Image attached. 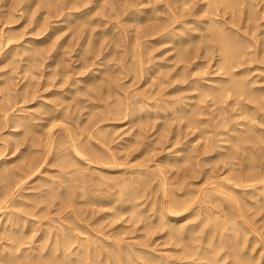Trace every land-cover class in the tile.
Here are the masks:
<instances>
[{"label":"rangeland","instance_id":"1","mask_svg":"<svg viewBox=\"0 0 264 264\" xmlns=\"http://www.w3.org/2000/svg\"><path fill=\"white\" fill-rule=\"evenodd\" d=\"M145 1L84 0L86 6L73 8L90 7L89 17L68 21L64 20L67 0H0V248L6 246L0 249V264H24L23 259L25 264H158L163 259H194L200 264L203 260L196 254L201 250L200 255L211 254L204 247L213 245L217 256L231 251L237 253L236 260L245 256L249 264H264V0H254L256 9L250 3L253 0H242L243 5L237 0L239 7L234 0H227L231 5L225 0L223 5L213 2L216 6L210 2L207 9L202 7L207 0ZM135 6L138 9L131 13ZM248 10L258 19L252 14L248 17ZM175 16H179L177 21ZM219 20V26L234 23L230 28L247 34L246 46L242 43L245 58L233 59L237 67L230 66L212 41L206 42L210 25L216 26ZM151 23H170L173 37H185L173 41L171 35L165 39L163 32L150 29L151 35L137 43L138 36L149 32L144 26ZM193 36L202 43L192 41ZM150 38L154 40L148 44ZM223 62L233 73L227 65L223 69ZM231 75L237 80L242 76L239 81L244 80L242 84L249 88L239 95L232 90L228 96H217L214 87L205 85L207 81L216 86L229 83L234 78ZM234 125L239 131L231 130ZM240 132L246 136L237 141ZM63 155L71 160H58ZM254 173H261L260 179L256 174L255 181ZM250 187L258 189L250 191ZM171 199L174 203L170 204ZM172 203L174 209H168ZM188 208H193L190 214L169 222L170 216L187 213ZM179 222L192 230L190 239L181 241L173 234L172 228L179 227ZM59 237L68 238L69 248L82 245L85 257L67 260L68 256L57 255L56 242L63 241ZM18 239H22L20 244ZM187 248L198 252L189 257ZM185 253L188 255H181ZM7 254L14 259L9 260ZM230 258H223L222 264Z\"/></svg>","mask_w":264,"mask_h":264},{"label":"bare ground","instance_id":"2","mask_svg":"<svg viewBox=\"0 0 264 264\" xmlns=\"http://www.w3.org/2000/svg\"><path fill=\"white\" fill-rule=\"evenodd\" d=\"M46 1H47V0H46ZM74 1H75V0H74ZM74 1H73L74 4H70V3H72L71 0H70V1L67 0V4H66V6H67V8H68V7H69V8H68L67 11L65 12L66 17L64 16V17H65L64 20L72 21L74 18L78 19V18H81V17H83V16H85V15H87V16L89 17L88 12H89V10H90V9H89L90 7H89V8H86V7H85V8H83L81 11H74V8H75V7L78 9L79 7H82V5L86 6L85 3L87 4V2H83V1H84V0H83L82 3L79 2V4H78V3L76 4ZM77 1H79V0H77ZM85 1H88V0H85ZM144 1H145V0H144ZM146 1H147V0H146ZM146 1H145V2H146ZM164 1H165V0H164ZM174 1H175V0H174ZM174 1H173L172 3H174ZM179 1L182 2L183 0H178V3H179ZM186 1H188V0H186ZM194 1H195V0H194ZM196 1H197V0H196ZM218 1H219L220 4H221V2H222L223 0H207V1H205V2L202 3V7H203V9H204V7H205V9H207L206 6H209L208 4H210V2H211V3H213V2L217 3ZM225 1H226V2H224V3H227V0H225ZM234 1H236V4H237V0H234ZM245 1H246V0H245ZM245 1H244V2H245ZM247 1H248V0H247ZM251 1H252V0H251ZM259 1H260V0H259ZM69 2H70V3H69ZM95 2H96V1H95ZM241 2H242V0H241V1L238 0V3H239V4H240ZM248 2H249V1H248ZM257 2H258V1H257ZM182 3H183V2H182ZM184 3H185V2H184ZM194 3H197V2H194ZM194 3H193V4H194ZM229 3H230V1H229L227 4H229ZM250 3H252V5H253L252 7H253V8L255 7L254 5L257 4V3H256V4H253V3H254V0H253L252 2H250ZM96 4H98V3H96ZM231 4H232V2H231ZM231 4H229V5H231ZM239 4H237L238 7H239ZM241 4L243 5V3H241ZM245 4H247V2H246ZM101 5H103V4L101 3ZM106 5H107V4H106ZM135 5L138 6V4H135ZM167 5H168V4H167ZM182 5H183V4H182ZM194 5H195V4H194ZM200 5H201V4H200ZM213 5H214V3H213ZM222 5H223V2H222ZM250 5H251V4H250ZM250 5H249V6H250ZM84 6H83V7H84ZM159 6H160V5H159ZM214 6H216V5H214ZM227 6H228V5H227ZM240 6H241V5H240ZM249 6L247 5V7H249ZM263 6H264V5H263ZM73 7H74V8H73ZM96 7H97V6H96ZM123 7H124V6H123ZM127 7H128V6H127ZM142 7H143V6H142ZM231 7H232V6H231ZM250 7H251V6H250ZM252 7H251V9H253ZM70 8H72L73 11H69ZM222 8H223V6H222ZM229 8H230V6H229ZM64 9H65V7L61 9L62 12L64 11ZM72 9H71V10H72ZM77 9H76V10H77ZM93 9H94V8H93ZM95 9H96V8H95ZM123 9H124V8H123ZM125 9H126V8H125ZM137 9H138V7L136 8V6H135L134 8L131 9V11H130V10H129V11H130L131 13H135ZM212 9H213V8H212ZM212 9H211V10H212ZM218 9H219V8H218ZM248 9H249V8H248ZM251 9H250V10H251ZM255 9H256V7H255ZM255 9H253V10H255ZM126 10H127V9H126ZM140 10H141V9H140ZM143 10H144V9H143ZM143 10H142V12H143ZM201 10H202V9H201ZM209 10H210V8H209ZM232 10H233V9H232ZM240 10H241V9H240ZM240 10H239V11H240ZM253 10H252V11H253ZM129 11H128V12H129ZM202 11H203V10H202ZM207 11H208V10H207ZM207 11H206V12H207ZM219 11H220V10H219ZM227 11H228V10H227ZM242 11H243V10H242ZM245 11H246V10H245ZM263 11H264V8H263ZM92 12H93V11H92ZM124 12H125V11H124ZM139 12H141V11H139ZM139 12H138V13H139ZM204 12H205V11H204ZM209 12H210V11H209ZM248 12H249V10L247 11V13H248ZM259 12H260V11H259ZM90 13H91V12H90ZM96 13H97V12H96ZM182 13H183V12H182ZM182 13H181V14H182ZM223 13H224V12H223ZM254 13H255V12H254ZM254 13H253V12H252V13L249 12V13H248L249 15H248V14H246V15H248V17H249V16L252 14V17H253V14H254ZM262 13H263V12H262ZM129 14H130V13H129ZM147 14H148V13H147ZM154 14H155V13H154ZM174 14H175V13H174ZM181 14H180V15H181ZM183 14H184V13H183ZM204 14H205V13H204ZM207 14H208V13H207ZM209 14L211 15V13H209ZM212 14H215V13H213V11H212ZM241 14H242V13H241ZM241 14H240V15H241ZM132 15H133V14H132ZM148 15H149V14H148ZM177 15H178V14H177ZM202 15H203V14H202ZM215 15H217V14H215ZM146 16H147V15H146ZM155 16H156V15H155ZM183 16H184V15H183ZM203 16H204V15H203ZM213 16H214V15H213ZM217 16H218V15H217ZM223 16H224V15H223ZM254 16H255V15H254ZM260 16H262V14H261ZM144 17H145V16H144ZM151 17H152V15H151ZM153 17H154V16H153ZM178 17H179V16H178ZM178 17L175 16V21H177ZM201 17H202V16H201ZM206 17H208V15H207ZM206 17H205V18H206ZM210 17H211V16H210ZM238 17H239V16H238ZM241 17H242V16H241ZM248 17H247V18H248ZM136 18H139V19H140L141 17H139V16L137 17V16H136ZM147 18H148V17H147ZM149 18H150V16H149ZM173 18H174V17H173ZM176 18H177V19H176ZM214 18H215V17H214ZM219 18H220V17H219ZM228 18H230V17H228ZM250 18H251V17H250ZM81 19H82V18H81ZM89 19H90V18H89ZM145 19H146V17H145ZM153 19H154V18H153ZM156 19H158V18H156ZM156 19H155V20H156ZM199 19H200V18H199ZM209 19H210V18H209ZM211 19H213V18H211ZM223 19H224V18H222V20H223ZM253 19H255V17H253ZM256 19H258V18H256ZM256 19H255V20H256ZM87 20H88V19H87ZM90 20H92V19H90ZM95 20H96V19H95ZM136 20H137V19H136ZM147 20H148V19H147ZM191 20H192V19H191ZM193 20H194V19H193ZM193 20H192V21H193ZM196 20H197V19H196ZM232 20H233V19H232ZM251 20H252V19H251ZM107 21H108V20H107ZM134 21H135V20H134ZM157 21H159V20H157ZM170 21H171V20H170ZM173 21H174V20H173ZM186 21H187V20H186ZM211 21H212V20H211ZM216 21H217V19H216ZM216 21H213V22H216ZM226 21H227V20H226ZM239 21H240V20H239ZM81 22H84V20H82ZM152 22H153V21H152ZM161 22H163V20H161ZM165 22H166V21H165ZM202 22H203V21H202ZM204 22H205L204 24H206V21H204ZM209 22H210V21H209ZM218 22H219V23H218ZM218 22H216V23H218V25L215 23L216 26H212V24L210 23V24H211V25H210V26H211V27H210V28H211L210 30H211L212 33L209 31V34L211 33V34H210L211 36L208 34V36H207L208 39L206 40V42H207V41H212V42H213V47H214V44H215L216 48L219 49V51H221L222 55L224 54L223 57H225L226 60L229 59L228 63H230V66H232V64H235V62H233V59L235 60V57H236V58H239L241 55L243 56L244 53H243V50H242V49H244V48H243L242 46H243L244 44L242 45V43L245 42V46H246L247 43H246L245 40H246V38H248V37H247V34H246V35H245V34L243 35L241 32L238 33L237 30L235 31V28H234V27L230 28L231 26L234 25V23H232L233 25H230V27H226V23H227V22H225V24H224V23H223L224 20H223V22H222L223 25H221V26H219V25L221 24V23H220L221 21L219 20ZM244 22H245V21H244ZM262 22H263V21H262ZM79 23H80V22H79ZM84 23H85V22H84ZM106 23H107V22H106ZM137 23H138V22H137ZM170 23H171V22H170ZM170 23L167 24V25H164V24L161 25L162 23H161V24L159 23L160 25L155 24V23L152 25V23H151L150 26H144V28H145V27H149V28H145V29H148V31L151 29V30H154V31L157 30L158 32H159V31L163 32L161 36H162V38H165V39H168V37H169L170 35L172 36V40H173V41L183 39V37H185V36H183L182 34H181V35H182L183 37L180 36V37H179L180 39H176L175 37H173V36H174V35H173L174 33H171L172 30L170 31V28H169V27H170ZM237 23H239V22H237ZM252 23H253V22H252ZM254 23H255V22H254ZM257 23H258V22H257ZM172 24H173V23H172ZM207 24H208V22H207ZM213 24H214V23H213ZM195 25H197V26H198V25H199V26H202V25H200L199 23H195ZM195 25H194V26H195ZM238 25H239V24H238ZM260 25H261V22H260ZM112 26H113V25H112ZM222 26H225V27L223 28ZM234 26H235V25H234ZM244 26H245V25H244ZM253 26H254V25H253ZM257 26H259V25L257 24ZM257 26H256V27H257ZM262 26H263V24H262ZM113 27H114V26H113ZM142 27H143V26H142ZM180 27H181V26H180ZM188 27H189V26H188ZM144 28H143V29H144ZM172 28H173V27H172ZM175 28H176V27H175ZM183 28H184V27H183ZM191 28H192V27H191ZM191 28H190V29H191ZM246 28H247V25H246L245 29H246ZM248 28H249V27H248ZM143 29H142V30H143ZM145 29H144V30H145ZM180 29H181V28H180ZM190 29H189V30H190ZM194 29H195V28H194ZM202 29H203V28H202ZM207 29H208V27H207ZM256 29H257V28H255V30H256ZM227 30H228V32H227ZM260 30H261V29H260ZM146 31H147V30H146ZM154 31H152V32H154ZM157 31H156V32H157ZM175 31H176V30H175ZM175 31H174V32H175ZM242 31H243V30H242ZM194 32H195V31H194ZM196 32L198 33V30H197ZM204 32H205V31H204ZM245 32H246V30H245ZM247 32H248V31H247ZM247 32H246V33H247ZM260 32H261V31H260ZM263 32H264V30H263ZM138 33H139V32H138ZM142 33H143V32H142ZM142 33H141V34H142ZM145 33H146V34H145ZM145 33H144V35L142 34L141 36H138V37H137V41H138V42L136 41L137 43L142 44L140 39H141L142 37H144V36L151 35V34H150V31H149L148 33H147V32H145ZM154 33H155V32H154ZM176 33H177V32H176ZM176 33H175V34H176ZM183 33H184V32H183ZM197 33H196V34H197ZM251 33H252V32H251ZM160 34H161V33H160ZM188 34H189V33H188ZM191 34H192V33H191ZM249 34H250V33H249ZM252 35H253V34H252ZM256 35H257V34H256ZM261 35H262V34H261ZM157 36H158V35H157ZM175 36H176V35H175ZM199 36H200V35L198 34L197 37H199ZM147 37H148V36H147ZM153 37H154V36H153ZM200 37H202V36H200ZM203 37H204V36H203ZM203 37H202V38H203ZM205 37H206V36H205ZM262 37H263V36H262ZM189 38H191V37H189ZM252 38H254V37H252ZM258 38L260 39V37H258ZM155 39H156V38H155ZM170 39H171V37H170ZM184 39H186V38H184ZM194 39H195V36H193L192 41H193ZM205 39H206V38H205ZM205 39H204V40H205ZM244 39H245V40H244ZM153 40H154V38H152V39L150 38L149 40H147L148 44H149V42H151V41L153 42ZM197 40H198V39H197ZM247 40H248V39H247ZM262 40H263V39H262ZM142 41H143V40H142ZM194 41H196V40H194ZM199 41H202V40H199ZM256 41H257V40H256ZM147 42H146V45H148ZM163 42H165V41H163ZM166 42H167V41H166ZM171 43H172V42H171ZM189 43H191V41H190ZM194 43H195V42H194ZM196 43H198V42L196 41ZM201 43H202V42H201ZM201 43H198V44L200 45ZM204 43H205V41H204ZM210 43H211V42H210ZM251 43H252V41H251ZM251 43H250V45H251ZM139 44H138V45H139ZM177 44H178V43H177ZM186 44H187V43H186ZM192 44H193V43H192ZM207 44H208V43H207ZM207 44H204L203 46H205V45H207ZM248 44H249V43H248ZM208 45H209V44H208ZM144 46H145V45H144ZM192 46H193V45H192ZM197 46H198V45H197ZM145 47H146V46H145ZM213 47H212V48H213ZM209 48H210V47H209ZM214 48H215V47H214ZM187 49H188V47H187ZM203 49H204V48H203ZM249 49H250V48H249ZM245 50H246V49H245ZM185 51H186V49H185ZM205 51H207V50H205ZM245 53H246V52H245ZM246 55H247V54H246ZM223 57H222V58H223ZM243 57H244V56H243ZM220 58H221V57H220ZM244 58H245V57H244ZM244 58H243V59H244ZM225 59H224V60H225ZM238 60H239V59H238ZM238 60H235V61L237 62ZM241 61H242V60H241ZM241 61H240V62H241ZM87 62H88V61H87ZM219 62H220V61H219ZM224 62H225V61H224ZM224 62H223V63H224ZM226 63H227V61H226ZM226 63L223 64V66H224L223 69L226 68L225 66L228 64V63H227V64H226ZM241 63H242V65H243V63H245V62H241ZM241 63H239V64H241ZM87 64H88V63H87ZM87 64H86V65H87ZM89 65H90V64H89ZM235 65H236V64H235ZM227 66L229 67V65H227ZM238 66H239V65H238ZM233 67H234V66H233ZM236 67H237V65H236ZM248 68H249V67H248ZM227 69L230 70L231 68L229 67V68H227ZM227 69H226V70H227ZM234 69H235V68H234ZM245 69H246V68H245ZM228 70L226 71V73L228 72ZM232 70H233V69H232ZM232 70H230V72H231ZM248 70H250V69H248ZM252 70H253V69H252ZM242 71H243V70H242ZM244 71H245V70H244ZM224 72H225V70H224ZM235 72H236V71H235ZM240 72H241V70H240ZM226 73H225V74H226ZM231 73H233V72H231ZM238 73H239V72H237V74H238ZM223 74H224V73H223ZM225 74H224V75H225ZM229 74H230V73H229ZM229 74H227V75L230 77ZM239 74H241V73H239ZM233 75H234V74H233ZM242 75H243V73H242ZM247 75H248V74H247ZM231 76H232V75H231ZM239 76H241V75H239ZM220 77H221V76H220ZM233 77H234V76H232V78H233ZM237 77H238V75H237ZM241 77H242V76H241ZM241 77H239V79H240ZM217 78H219V77L217 76ZM224 78H225V77H224ZM226 78H227V77H226ZM226 78L223 79V80L226 81ZM230 78H231V77H230ZM234 78H235V77H234ZM234 78H233L232 80L229 79V81H230L229 83H227V82L223 83V82H221V81H220L221 83H219L218 80L215 81V83L218 82L219 84H221V85H219V86H216V84L214 85V84H212V83H209V81H207V82L205 83V85H206L207 87L209 86L211 89H213V87H214V88H215V91L218 92V93H213V92L211 91L210 94L213 93L214 95L216 94L217 96H218V95L221 96V94H222V96H224L223 94H224V93H225V94L227 93L226 95L228 96V94H229L228 92H230V91H232V90H233V91L236 90V91H239V92H236V93H238V95H239V93H240L242 90L245 91V89L247 88V86H245L246 84H242L243 81H244L243 79H242L243 81L240 80V81H241V82H240L239 79L237 80L236 78H235V79H234ZM242 78H243V77H242ZM245 78H246V77H244V79H245ZM208 79H209V78H208ZM210 79H211V78H210ZM210 79H209V80H210ZM219 79H220V78H219ZM227 79H228V78H227ZM215 80H216V79H215ZM220 80H221V79H220ZM245 80H246V79H245ZM256 80H257V79H256ZM262 80H263V79H262ZM195 81L197 82L198 80L195 79ZM195 81H193V83H195ZM212 82L214 83V80H213ZM254 82H255V81H254ZM193 83H192V84H193ZM201 83H202V81H201ZM244 83H245V82H244ZM249 83H250V82H249ZM195 84H196V83H195ZM201 85H202V84H201ZM203 85H204V84H203ZM100 87H101V86H100ZM199 87H200V86H199ZM263 87H264V86H263ZM190 88H191V87H190ZM201 88H202V86H201ZM203 88H204V87H203ZM203 88H202V89H203ZM248 88H249V84H248ZM248 88H247V89H248ZM250 88H251V87H250ZM208 89H209V88H208ZM211 89H210V90H211ZM251 89H252V88H251ZM255 89H256V88H255ZM263 90H264V89H263ZM257 91H258V90H257ZM208 92H209V90H208ZM250 92H252V91L250 90ZM253 92H255V91H253ZM219 93H220V94H219ZM263 93H264V92H263ZM205 94H206V93H205ZM249 95H251V94H249ZM255 95H256V94H255ZM230 96H231V95H230ZM253 96H254V95H253ZM251 97H252V95H251ZM212 98L214 99L215 96L212 97ZM219 98H220V97H219ZM259 98H261V96H260ZM221 99H222V98H221ZM216 100H217V99H216ZM218 100H219V99H218ZM257 100H258V98H257ZM231 101H232V100H230V102H231ZM258 101H259V100H258ZM262 101H263V100H262ZM262 101H261V102H262ZM119 103H120V102H119ZM169 104H171V103H169ZM115 105H116V104H115ZM121 105H122V104H121ZM131 105H132V104H131ZM181 105H182V104H181ZM113 106H114V105H113ZM164 106H167V105H164ZM164 106H163V107H164ZM133 107H134V106H133ZM160 107H161V106H160ZM167 107H168V106H167ZM170 107H171V106H170ZM177 107H178V106H177ZM183 107H184V106H183ZM114 108H115V107H114ZM117 108H118V106H117ZM180 108H181V107H180ZM251 108H253V107H251ZM129 109H130V108H129ZM132 109H133V108H132ZM109 111H110V110H109ZM118 111H119V110H118ZM114 112H115V111H114ZM110 113H112V112H110ZM119 114H120V113H119ZM132 114H133V113H132ZM47 115H48V114H47ZM114 115H117V114H114ZM54 118H55V117H54ZM244 122H245V121H244ZM236 123H238V124L240 125V126H239V128H240V127H241V124H240L239 122H236ZM31 125H32V124H31ZM234 126H235V125H234ZM230 127H231V126H230ZM232 127H233V126H232ZM253 127H254V126H253ZM241 128H242V127H241ZM258 128H259V127H258ZM234 129H238L237 125H236L234 128H231V130H234ZM227 130H228V129H227ZM257 130H258V129H257ZM228 131H229V130H228ZM228 131H227V132H228ZM238 131H239V129H238ZM253 131H254V130H253ZM255 131H256V130H255ZM25 132H26V131H25ZM103 132H104V131H103ZM222 132H223V131H222ZM242 132H243V131H242ZM246 132H247V131H246ZM249 132H250V131H249ZM15 133H16V132H15ZM28 133H30V132L28 131ZM33 133H34V132H33ZM240 133H241V132H240ZM244 133H245V132H244ZM106 134H107V133H106ZM226 134H227V133H226ZM246 134H248V132H247ZM253 134H254V133H253ZM26 135H27V133H26ZM31 135H32V132H31ZM103 135H104V134H103ZM232 135L234 136V134H232ZM232 135H231V136H232ZM106 136H107V135H106ZM245 136H246V135H245ZM245 136L242 135V133H241V134L237 137V139H238L237 141H241L242 139H244ZM99 137H101V136H99ZM105 138H106V137H105ZM28 139H29V138H28ZM28 139H27V140H28ZM30 139H31V138H30ZM231 140L233 141L234 139H231ZM28 141H30V140H28ZM228 141H229V139H228ZM232 141H231V142H232ZM231 142H230V143H231ZM229 145H230V144H229ZM231 145H232V144H231ZM28 146H29V145H27V147H28ZM30 146H31V145H30ZM33 147H34V146H33ZM74 147H75V145H74ZM76 147H77V146H76ZM78 147L80 148V146H78ZM79 148H78V149H79ZM30 149H31V148H30ZM82 149H83V148H82ZM82 149H81V150H82ZM74 150H76V149H74ZM79 150H80V149H79ZM81 150H80V151H81ZM29 151H30V150H29ZM76 151H77V150H76ZM92 151H93L94 154H95V151H94V150H92ZM205 151H206V150H205ZM27 152H28V151H27ZM38 152H40V150L37 151V153H38ZM70 152H71V151H70ZM78 152H79V151H78ZM81 152H82V151H81ZM34 153H35V150H34L33 154H34ZM45 153H46V152H45ZM51 153H52V152H51ZM57 153H58V152H57ZM79 153H80V152H79ZM206 153H207V151H206ZM80 154H82V153H80ZM84 154H85V153H84ZM24 155H25V154H24ZM29 155L31 156L32 154H29ZM59 155H60V154H59ZM59 155H58V156H59ZM73 155H74V154H73ZM189 155H190V154H189ZM36 156H37V154H36ZM36 156L34 155V157H36ZM44 156H45V155H44ZM190 156H192V155H190ZM24 157H25V156H24ZM68 157H69V155H68ZM68 157H66L65 155H63V156L59 157L58 160H61L62 162H63V161H67V162H68L69 159H70V158H68ZM37 158L39 159V157H37ZM43 158H44V157H43ZM75 158H76V157H75ZM93 158H94V157H93ZM23 159H24V158H23ZM32 159H33V158H32ZM41 159H42V158H41ZM56 159H57V158H56ZM77 159H78V158H77ZM1 160H2V159H1ZM26 160H27V158H26ZM36 160H37V159H36ZM50 160H51V159H50ZM70 160H71V159H70ZM27 161H28V160H27ZM29 161H30V159H29ZM31 161H32V160H31ZM37 161H38V160H37ZM67 162H66V163H67ZM34 163H35V161H34ZM34 163H33V165H34ZM36 163H37V162H36ZM63 163H64V162H63ZM253 163H255V162H253ZM27 164H28V163H27ZM31 164H32V163H31ZM72 164H74V163H72ZM14 165H15V164H14ZM18 165H19V164H18ZM36 165H37V164H36ZM36 165H35V166H36ZM69 165H70V164H69ZM75 165H77V164H75ZM75 165H74V166H75ZM15 166H16V165H15ZM20 166H21V165H20ZM27 166L29 167V165H27ZM17 167H18V166H17ZM22 167H23V166H22ZM262 167H263V166H262ZM8 168H9V167H8ZM13 168H15V167H13ZM32 168H33V167H31V169H32ZM77 168H79V167H77ZM258 168H260V167L258 166ZM263 168H264V167H263ZM28 169H29V168H28ZM35 169H36V168H35ZM62 169H63V165H62ZM253 169H254V168H253ZM5 170H6V169H5ZM7 170H8V169H7ZM12 170H13V169H12ZM19 170H20V169H19ZM25 170H26V169H25ZM262 170H263V169H262ZM262 170H261V171H262ZM0 171H1V170H0ZM14 171H15V170H14ZM255 171H256V169H255ZM4 172H5V171H4ZM62 172H63V171H62ZM69 172H70V170H69ZM73 172H76V171L73 170ZM2 173H3V172H2ZM9 173H10V172H9ZM13 173H14V172H13ZM17 173H18V172H17ZM60 173H61V172H60ZM63 173H64V172H63ZM78 173H79V172H78ZM78 173H77V174H78ZM243 173H244V172H243ZM257 173H258V172H257ZM257 173H256V174H257ZM261 173H262V172H261ZM261 173H260V175H261ZM3 174H4V173H3ZM11 174H12V173H11ZM24 174H25V173H24ZM72 174H73V173H72ZM254 174H255V173H254ZM256 174H255L254 177H253V178H255V179H254L255 181H256L257 178L260 179V178H259L260 175L257 174V176H256ZM6 175H7V174H6ZM14 175H15V174H14ZM26 175H27V174H26ZM63 175H64V174H63ZM75 175H76V174H73L74 177H75ZM244 175H245V174H244ZM249 175H250V174H249ZM258 175H259V176H258ZM1 176H2V175H1ZM11 176H12V175H11ZM15 176H16V175H15ZM18 176H19V174H18ZM18 176H16V177H18ZM22 176L24 177L23 174H22ZM27 176H28V175H27ZM64 176H66V175H64ZM73 176H72V177H73ZM83 176H84V175H83ZM240 176H241L240 179H242V174H241ZM247 176H248V175H247ZM247 176H245V177H247ZM255 176H256L257 178H256ZM263 176H264V174H263ZM2 177H3V176H2ZM5 177H6V176H5ZM3 178H4V177H3ZM61 178H62V177H61ZM70 178H71V176H70ZM79 178H80V177H79ZM85 178H86V177H85ZM247 178H248V177H247ZM247 178H246V179H247ZM9 179H10V177H9ZM9 179L7 178L8 182H9ZM14 179H15V177H14ZM20 179H21V178H20ZM20 179H19V180H20ZM23 179H24V178H23ZM51 179H52V178H51ZM224 179H225V178H224ZM238 179H239V177H238ZM240 179H239V180H240ZM243 179H244V178H243ZM246 179H244V181H245ZM258 179H257V180H258ZM263 179H264V178H263ZM5 180H6V178H5ZM42 180H43V179H42ZM77 180H78V179H77ZM133 180H134V179H133ZM227 180H228V179H227ZM232 180H233V179H232ZM247 180L249 181V178H248ZM78 181H79V180H78ZM235 181H237V180H235ZM255 181H254V182H255ZM43 182H44V181H43ZM68 182H69V181H68ZM122 182H123V181H122ZM242 182H243V180H242ZM245 182H247V181H245ZM13 183H14V182H13ZM41 183H42V182H41ZM41 183H40V184H41ZM45 183H46V182H45ZM45 183H43V184H45ZM56 183H57V181L55 182V184H56ZM84 183H85V182H84ZM86 183H87V182H86ZM234 183H235V182H234ZM243 183H244V182H243ZM16 184H18V183H16ZM128 184H129V183H128ZM211 184H213V182H212ZM236 184H237V185H240V183H236ZM11 185H12V184H11ZM52 185H54V184H52ZM57 185H58V184H57ZM57 185H56V186H57ZM115 185H116V184H115ZM121 185H122V183H121ZM218 185H219V184H218ZM218 185H217V186H218ZM261 185H263V184H261ZM35 186H37V184H36ZM50 186H51V185H50ZM64 186H65V185H64ZM122 186H123V185H122ZM231 186H233V185H231ZM258 186H259V185H258ZM68 187H69V186H67V188H68ZM124 187H125V185H124ZM220 187H221V184H220ZM222 187H223V186H222ZM251 187H253V186H251ZM251 187H250V188H251ZM263 187H264V186H263ZM27 188H28V187H27ZM49 188H52V187H49ZM53 188H54V187H53ZM56 188H57V187H56ZM69 188H70V187H69ZM83 188H84V187H83ZM83 188H81V189H83ZM85 188H86V187H85ZM85 188H84V189H85ZM129 188H130V187H129ZM135 188H136V187H135ZM255 188H256V187H255ZM255 188H254V189H255ZM260 188H261V187H260ZM8 189H9V188H8ZM73 189H74V188H73ZM87 189H88V188H87ZM121 189H123V188H121ZM130 189H131V188H130ZM189 189H190V188H189ZM191 189H192V188H191ZM215 189H216V188H215ZM232 189L235 190V188H232ZM248 189H249V188H248ZM251 189H252V188H251ZM254 189H252V190H250V191H253ZM257 189H258V188H256V190H257ZM57 190H58V189H57ZM88 190H89V189H88ZM88 190H87V191H88ZM128 190H129V189H128ZM187 190H188V189H187ZM187 190H186V191H187ZM204 190H205V189H204ZM213 190H214V188H213ZM234 190H232V191H234ZM236 190H237V189H236ZM236 190H235V192H236ZM242 190H243V188H242ZM245 190H246V189H245ZM256 190H255V191H256ZM261 190H262V189H261ZM6 191H7V190H6ZM60 191H61V190H60ZM66 191H67V190H66ZM91 191H92V190H91ZM131 191H132V190H131ZM167 191H168V190H167ZM216 191L219 192L220 190H216ZM237 191H238V190H237ZM250 191L248 190V192H250ZM255 191H254V192H255ZM22 192H23V191H22ZM40 192H41V191H40ZM51 192H53V190H52ZM54 192H55V191H54ZM72 192H73V191H72ZM83 192H84V191H83ZM118 192H121V191H118ZM168 192H169V191H168ZM188 192H189V191H188ZM204 192H205V191L202 192V193H203L202 195L205 196L207 193L205 192V193H206V194H205ZM239 192H242V191L240 190ZM243 192H244V190H243ZM254 192H253V194H254ZM260 192H261V191H260ZM8 193H9V191H8ZM35 193H36V192H35ZM68 193H69V192H68ZM89 193H90V192H89ZM129 193H130V191H129ZM231 193H232V192H231ZM246 193H247V192H246ZM246 193H245V194H246ZM263 193H264V192H263ZM29 194H30V193H29ZM64 194H65V193H64ZM69 194H70V193H69ZM74 194H75V193H73L72 195H74ZM83 194H84V193H83ZM108 194H109V193H108ZM112 194H113V193H112ZM117 194H118V193H117ZM122 194H123V193H122ZM122 194H121V195H122ZM240 194H242V193H240ZM247 194H248V193H247ZM247 194H246V197H248ZM255 194H256V193H255ZM257 194H258V192H257ZM8 195H9V194H8ZM38 195H39V194H38ZM40 195H41V194H40ZM115 195H116V194H115ZM128 195H129V194H128ZM29 196H30V195H29ZM60 196H62V194H61ZM194 196H195V195H194ZM230 196H231V195H230ZM257 196H258V195H257ZM257 196H256V197H257ZM25 197H26V196H25ZM62 197H63V196H62ZM116 197H117V196H116ZM200 197H202V196H200ZM0 198H1V197H0ZM17 198H18V197H17ZM185 198H186V197H185ZM188 198H189V197H188ZM192 198H193V197H192ZM194 198H195V197H194ZM235 198H236V197H235ZM252 198H253V197H252ZM257 198H259V197H257ZM257 198H255V199H257ZM25 199H26V198H25ZM93 199H94V198H93ZM128 199H129V198H128ZM2 200H3V199H2ZM4 200H5V198H4ZM16 200H17V199H16ZM29 200H30V199H29ZM171 200H172V199H171ZM179 200H180V199H179ZM185 200H186V199H185ZM192 200H193V199H191V201H192ZM258 200H259V199H257V201H258ZM93 201H94V200H93ZM96 201H97V200H96ZM100 201H101V200H100ZM113 201H114V199H113ZM115 201H116V200H115ZM15 202H16V201H15ZM171 202L174 203L173 200L170 201V204H171ZM182 202H183V200H182ZM189 202H190V200L188 201V205H189ZM137 203H139V202H137ZM173 203H172V205H170V204L168 205V209H170V208H171V210L174 209V204H173ZM183 203H184V202H183ZM237 203H238V202H237ZM8 204H9V203H8ZM11 204H12V203H11ZM14 204H15V203H14ZM14 204H13V205H14ZM175 204H176V203H175ZM200 204H201V203H200ZM25 205H26V204H25ZM25 205H23V206H25ZM179 205H180V204H178V207H180ZM186 205H187V204H186ZM238 205H239V204H238ZM7 206H8V205H7ZM169 206H170V208H169ZM181 206L183 207L182 204H181ZM9 207H10V206H9ZM21 207H22V206H21ZM195 207H196V206H195ZM180 208H181V207H180ZM180 208H179V209H180ZM239 208L242 209V207H240V206H239ZM7 209H8V208H7ZM18 209H19V208H18ZM20 209H21V208H20ZM127 209H129V208H127ZM181 209H183V208H181ZM176 210H178V209H176ZM0 211H1V210H0ZM24 211H25V210H24ZM191 211H193V208H191V209L188 208V209H187V213H183V214H174L173 216H170L168 220H169V222H173V221H175L177 218L182 217L184 214H190ZM175 212H176V211H175ZM189 212H190V213H189ZM160 213H161V212H160ZM227 213H228V215H230L229 212H227ZM243 213H244V212H243ZM233 214H234V213H233ZM18 215H19V214H18ZM225 215H226V214H225ZM0 217H1V216H0ZM225 217H227V216H225ZM244 217H246V216H244ZM13 219H14V218H13ZM203 219L205 220V218H203ZM213 219H214V218H213ZM230 219H231V221H232L233 218H230ZM248 220H249V219H248ZM154 221H155V220H154ZM201 221H202V220H201ZM218 221H219V219L216 220V223H217ZM222 221L224 222L223 219H222ZM6 222H7V221H6ZM18 222H20V221L18 220ZM202 222H204V221H202ZM202 222H201V223H202ZM225 222H226V221H225ZM225 222H224V223H225ZM236 222H237V221H236ZM11 223H12V222H10V224H11ZM13 223H14V221H13ZM173 223H174V222H173ZM179 223H180V222H179ZM201 223H200V224H201ZM230 223H233V222H230ZM230 223H229V224H230ZM8 224H9V223H8ZM17 224H18V223H17ZM20 224H21V222H20ZM167 224H168V223L166 222V226H165V227H168ZM171 224H172V223H171ZM198 224H199V223H198ZM211 224H212V223H211ZM236 224H237V223H236ZM13 225H14V224H13ZM21 225H22V224H21ZM164 225H165V224H164ZM172 225H174V224H172ZM179 225H180V226H179ZM183 225H184V224H183ZM189 225H190V224H189ZM195 225H196V224H195ZM216 225H218V224H216ZM9 226H10V225H9ZM14 226H15V225H14ZM17 226H18V225H17ZM169 226H171V225H169ZM175 226H176V225H175ZM178 226H179V227H177V228H174V227H173V228H172V230H173L172 232H173L174 235L179 236V237H178L179 240L183 241L184 239H187V238H189V236H191V235L188 234L189 230H191V229H188L189 227H188V228H187V227H184V226H182L181 223L178 224ZM221 226H222V225H221ZM4 227H5V226H4ZM18 227H19V226H18ZM23 227H24V226H23ZM60 227H61V226H60ZM81 227H82V225H81ZM85 227H86V226H85ZM171 227H172V226H171ZM208 227H209V226H208ZM210 227H211V225H210ZM215 227H216V226H215ZM229 227H230V226H229ZM192 228H193V227H192ZM213 228H214V227H213ZM217 228L219 229L220 227H217ZM222 228H223V227H222ZM227 228H228V227H227ZM12 229H13V228H12ZM167 229H168V228H167ZM167 229H166V230H167ZM225 229H226V228H225ZM232 229L234 230V227H232ZM243 229H244V228H243ZM58 230H59V228H58ZM209 230H210V229H208V231H209ZM211 230H212V229H211ZM214 230H216V229H214ZM222 230H223V229H222ZM228 230H229V229H228ZM230 230H231V228H230ZM12 231H13V230H12ZM62 231H63V230H62ZM167 231H169V230H167ZM191 231H192V230H191ZM217 231H218V230H217ZM219 231H220V230H219ZM58 232H59V231H58ZM58 232H57V233H58ZM90 232H91V231H90ZM196 232H197V231H196ZM199 232H201V231H199ZM212 232H213V231H212ZM220 232H221V231H220ZM57 233H55V234H57ZM62 233H63V232H62ZM94 233H95V232H94ZM191 233H192V232H191ZM191 233H190V234H191ZM213 233H214V232H213ZM217 233H218V232H217ZM235 233H236V232H235ZM165 234H166V233H165ZM165 234H164V235H165ZM173 234H172V235H173ZM209 234H210V233H209ZM209 234H208V235H209ZM227 234H228V233H227ZM227 234H226V235H227ZM62 235H63V234H62ZM62 235H61V236H62ZM65 235H66V234H65ZM65 235H63V236H65ZM164 235H163V236H164ZM172 235H171V237H173ZM196 235H197V234H196ZM213 235H214V234H212L211 236H213ZM217 235H218V234H217ZM223 235H224V234H223ZM234 235H235V234H234ZM237 235H238V234H237ZM12 236H13V235H12ZM17 236H18V235H17ZM17 236H16V237H17ZM23 236H24V235H23ZM23 236H22L21 238H23ZM53 236H55V235H53ZM56 236H57V235H56ZM63 236H62V238H63ZM70 236H71V235H70ZM70 236H69V237H70ZM221 236H222V234H221ZM221 236H220V237H221ZM228 236H229V235H228ZM228 236H227V237H228ZM238 236H239V235H238ZM67 237H68V236H67ZM71 237H72V236H71ZM166 237H167V236H166ZM169 237H170V235H169ZM234 237H235V236H234ZM57 238H58V237H57ZM59 238H61V237H59ZM62 238H61V239H62ZM65 238H66V236H65ZM72 238H73V237H72ZM74 238H76V237H74ZM96 238H97V237H96ZM96 238H95V239H96ZM191 238H192V237H191ZM194 238H195V236H194ZM235 238H236V237H235ZM61 239H59V240H61ZM67 239H68V238H67ZM67 239H65V240L62 239V240H63L62 243H61V241H60V243H59V241H57V239H56V241H57L56 244H57V247H58V248H56V249L59 250V253H58L57 255H62V256L64 255V256H66V257L68 256L67 260H68V259H70V260L72 259V260H73L76 256H77L78 258L85 257V256H83V253H85V251L82 253V250H83V249H80V247H81L82 245H79L80 247L77 245V246L74 247L73 249H72V248H69V246L67 245V243H68ZM101 239H102V238H101ZM189 239H190V238H189ZM195 239L197 240L198 238H195ZM195 239H194V241H195ZM209 239H210V238H209ZM212 239H213V238H212ZM228 239H229V238H228ZM236 239H238V238H236ZM241 239L243 240V238H241ZM72 240L74 241V240H76V239H72ZM79 240H80V239H79ZM102 240H103V239H102ZM170 240H172V239L170 238ZM173 240H174V239H173ZM198 240H199V239H198ZM205 240H206V239H205ZM223 240H224V239H223ZM229 240H230V239H229ZM18 241H19V244H20V241H22V239H20V240L18 239L16 242L18 243ZM73 241H72V242H73ZM113 241H114V240H113ZM186 241H187V240H186ZM194 241H192V242L194 243ZM207 241H208V239H207ZM218 241H219V240H218ZM220 241H221V240H220ZM233 241H234V239H233ZM235 241H236V240H235ZM23 242H24V241H23ZM54 242H55V239H54ZM54 242H53V243H54ZM75 242H76V241H75ZM75 242H73V243H75ZM79 242H80V241H79ZM85 242H86V241H85ZM96 242H97V241H96ZM99 242H100V241H99ZM105 242H106V241H105ZM114 242H115V241H114ZM116 242H117V240H116ZM119 242H120V241H119ZM119 242H118V243H119ZM190 242H191V241H190ZM195 242H197V241H195ZM200 242H201V241H200ZM211 242H212V241H211ZM228 242H229V241H228ZM10 243H11V242H10ZM34 243H35V242H34ZM73 243H72V244H73ZM76 243H77V242H76ZM81 243H82V242H81ZM89 243H90V242H89ZM94 243H95V242H94ZM187 243H188V242H187ZM205 243H206V242H205ZM207 243H209V241H208ZM229 243H231V242H229ZM236 243H237V241H236ZM56 244H55V245H56ZM77 244H79V243H77ZM102 244H103V243H102ZM107 244H108V243H107ZM107 244H106V245H107ZM110 244H111V243H110ZM112 244H113V243H112ZM184 244H185V243H184ZM239 244H240V243H239ZM4 245H5V244H4ZM10 245H11V244H10ZM17 245H18V244H17ZM17 245H16V246H17ZM73 245H74V244H73ZM106 245H105V246H106ZM115 245H116V244H115ZM117 245H119V244H117ZM173 245H174V243H173ZM191 245H192V244H191ZM207 245H209V244H207ZM52 246H53V245H52ZM70 246H71V244H70ZM112 246H113V245H112ZM119 246H121V245H119ZM123 246H124V245H123ZM133 246H134V245H133ZM136 246H138V245H136ZM194 246H196V245H194ZM198 246H199V245H197V247H198ZM202 246H203V245H202ZM205 246H206V245H205ZM224 246H225V245H224ZM238 246H239V245H238ZM5 247H6V246H5ZM5 247H4V248H0V249H5ZM8 247H9V246H8ZM18 247H19V245H18ZM18 247H17V248H18ZM95 247H96V246H95ZM95 247H94V248H95ZM98 247H101V244H100V246H98ZM98 247H97V248H98ZM113 247H114V246H113ZM117 247H118V246H117ZM131 247H132V246H131ZM134 247H135V246H134ZM148 247H149V246H148ZM148 247H147V248H148ZM187 247H188V246H187ZM199 247H200V246H199ZM199 247H198V249H201V248H199ZM235 247H236V246H234V248H235ZM242 247H243V246H242ZM14 248H15V246H14ZM14 248H13V249H14ZM53 248H55V246H53ZM94 248H93V249H94ZM97 248H96V249H97ZM110 248H111V247H110ZM132 248H133V247H132ZM192 248H193V246H192ZM192 248H191V249H192ZM194 248H195V247H194ZM204 248H205V250H208L211 254H208V252H207V254H208V255H207L206 253L203 254V253H204V252H203L202 255H200L199 253H201L202 250L199 251V253H198V254H199V257H198V254H196V256H197V259L199 258L201 261L203 260L200 264H209L211 261H215L214 263L212 262V264H215L216 261H218L219 264H222V262H221L222 259H223V258H224V259H225V258H228V257H230V256H231V258H232V257H233V258H232V259L230 258L231 261H229V263H227V264H237V263H238V264H249V263H251L249 260H247V259H249V258L246 259L245 256H244L245 259H244V257H243L244 260H243V259H240V258H239L240 260H236V259H237V257H236V256H237V255H236L237 253H235V252H231V251H230V253L227 251L224 255L222 254V256H217V252L215 251L216 248H217L216 245H213V247L211 246V248H208V247H204ZM236 248H237V247H236ZM11 249H12V248H10V251H12ZM28 249H29V248H28ZM85 249H86V248H85ZM93 249H92V250H93ZM101 249H102V248H101ZM103 249H104V248H103ZM105 249H106V247H105ZM120 249H121V248H120ZM130 249H131V248H130ZM133 249H134V248H133ZM181 249H182V247H181ZM187 249H189V248H187ZM196 249H197V248H195V250H196ZM202 249H203V248H202ZM221 249H222V248H221ZM228 249H229V248H228ZM231 249H233V248H231ZM241 249H242V248H241ZM241 249H240V250H241ZM22 250H23V249H22ZM115 250H116V249H115ZM117 250H118V248H117ZM117 250H116V252H117ZM125 250H126V249H125ZM173 250H174V249H173ZM205 250H203V251H205ZM235 250H236V249H235ZM20 251H21V250H20ZM52 251H54V249H53ZM137 251H138V250H137ZM143 251H144V250H143ZM176 251L178 252L179 249L176 250ZM187 251H189V252H188L189 255L186 254V253H185V254H181V255H186V256L188 255L189 257H191L190 255H194L193 253L198 252V251H193V252H191L192 250L190 251V249L187 250ZM245 251H246V249H245ZM119 252H120V251H119ZM130 252H131V251H130ZM130 252H129V253H130ZM135 252H136V251H135ZM146 252H147V251H146ZM148 252H149V251H148ZM177 252H176V253H177ZM184 252H186V249H185ZM248 252H251V251L248 250ZM9 253H10V252H9ZM50 253H51V252H50ZM53 253H54V252H53ZM73 253L75 254V256H71V255H73ZM88 253H89V255H91L89 251H88ZM95 253H96V251H95ZM98 253H99V252L97 251V254H98ZM108 253H109V252H108ZM117 253H118V252H117ZM138 253H139V252H138ZM181 253H182V250H181ZM190 253H191V254H190ZM48 254H49V253H48ZM55 254H56V253H55ZM92 254H93V253H92ZM97 254H95V255H97ZM101 254H102V253H101ZM110 254H111V253H110ZM112 254H113V253H112ZM118 254H119V253H118ZM122 254H123V251H122ZM146 254H147V253H146ZM177 254H178V253H177ZM245 254H246V253H245ZM7 255H8V254H7ZM9 255H10V254H9ZM9 255H8L9 260L12 261L14 258H11ZM39 255H40V254H39ZM49 255H53V254H49ZM85 255H87V254H85ZM98 255H99V254H98ZM144 255H145V254H144ZM174 255H175V254H174ZM235 255H236V256H235ZM240 255H241V254H240ZM250 255H251V253H250ZM20 256H21V255H20ZM53 256H54V255H53ZM93 256H94V255H93ZM93 256H92V257H93ZM117 256H118V255H117ZM126 256H127V255H126ZM136 256H137V255H136ZM186 256H185V257H186ZM200 256H201V257H200ZM234 256H235L236 258H235ZM238 256H239V255H238ZM13 257H14V256H13ZM15 257H16V255H15ZM35 257H36V256H35ZM39 257H40V256H39ZM86 257H87V256H86ZM90 257H91V256H90ZM92 257H91V258H92ZM241 257H242V255H241ZM247 257H249V256H247ZM251 257H252V256H251ZM20 258H21V257H20ZM20 258H19V259H20ZM23 258H24V256H23ZM28 258H29V257H28ZM28 258H27V259H28ZM49 258H50V257H49ZM56 258H58V257L56 256ZM63 258H64V257H63ZM122 258H123V257H122ZM122 258H121V259H122ZM134 258H135V256H134ZM179 258H180V257H179ZM179 258H178V259H179ZM181 258H184V257L181 256ZM187 258H188V257H187ZM194 258H196V257H194ZM7 259H8V258H7ZM16 259H17V258H16ZM40 259H41V257H40ZM53 259H54V257H53ZM119 259H120V257H119ZM128 259H129V258H128ZM137 259H138V258H137ZM141 259H142V258H141ZM167 259H168V258H167ZM252 259H255V258L253 257ZM38 260H39V258H38ZM49 260H52V259H49ZM55 260H56V259H55ZM59 260H60V259H59ZM59 260H58V262H61V261H59ZM61 260H63V259L61 258ZM64 260H65V259H64ZM76 260H77V259H76ZM80 260H81V259H80ZM82 260H83V259H82ZM82 260H81V261H82ZM91 260H92V259H91ZM91 260H90V261H91ZM163 260H165V262H163V261L161 260V261L158 262V264H169V263H170V264H199V263H194V262H193L194 259H192L191 262H189L188 259H186L187 261H185V258L183 259L185 262H182V260H181V261H180V260L169 261V259H168L169 262H167L166 259H163ZM195 260H196V259H195ZM242 260H243L244 262H243ZM250 260H251V258H250ZM17 261H18V260H17ZM23 261H24V264L27 263V261H25L24 259L22 260V263H23ZM32 261H33V259H32ZM36 261H37V260H36ZM52 261H53V260H52ZM78 261H79V260H78ZM116 261H119V260H116ZM142 261H143V259H142ZM145 261H146V259H145ZM148 261H149V260H148ZM148 261H146V262H148ZM198 261H199V260H198ZM224 261H225V260H224ZM224 261H223V262H224ZM235 261H237V262L235 263ZM254 261H255V260H254ZM62 262H63V261H62ZM64 262H65V261H64ZM255 262H256V261H255ZM51 263H52V262H51ZM54 263H55V262H54ZM69 263H71V262H69ZM69 263L67 262L66 264H69ZM89 263H90V262H89ZM94 263H95V262H94ZM101 263H102V262H101ZM108 263H109V260H108ZM111 263H112V261H111ZM55 264H56V263H55ZM59 264H60V263H59ZM61 264H62V263H61ZM64 264H65V263H64ZM87 264H88V263H87ZM95 264H96V263H95ZM116 264H117V263H116ZM125 264H126V263H125ZM129 264H130V263H129ZM150 264H156V261H154V262L151 261ZM254 264H255V263H254Z\"/></svg>","mask_w":264,"mask_h":264}]
</instances>
